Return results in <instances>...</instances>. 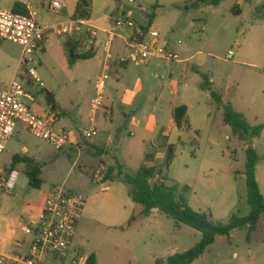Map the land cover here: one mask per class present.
<instances>
[{
  "label": "rangeland",
  "instance_id": "1",
  "mask_svg": "<svg viewBox=\"0 0 264 264\" xmlns=\"http://www.w3.org/2000/svg\"><path fill=\"white\" fill-rule=\"evenodd\" d=\"M49 1L51 0H46ZM95 1L97 9L102 10L107 0ZM111 1L115 5V0H108V5ZM194 1L137 0L134 5H129L127 0H122L125 9L134 12L135 22L144 27L154 26L162 38L179 52L180 60L190 57L191 59L179 64L175 61L168 63L165 62L168 60L152 58L144 65L134 62L124 67H112L107 72L111 85L108 83V88L106 87L104 91L103 106H109V97L114 101L115 113L113 116L108 115L109 109L104 110L103 107L94 122V126L101 131L96 139L105 137L104 132L111 126L114 131L112 141L116 140V135L123 134L129 143H132L139 140L140 133L138 132L135 138L130 136L125 128L122 112L127 114L138 112V117L142 119L147 114L154 113L158 118L159 129H167L168 105L173 103L179 106L186 102L189 107L187 120L191 126L183 123L182 128H179L183 132L185 143L174 146V158L169 167L166 165V159L153 160L158 150L162 152L160 146L161 144L164 146L163 141L167 140H163L159 131L153 135H146L147 144L145 142L142 143L143 146L136 144L133 149L135 153L131 155L127 164L125 161L128 156L120 154L119 146L113 142L107 147L110 151L109 157L101 158L100 154H95L85 158L80 157V151L73 149L71 143L57 150L35 138L28 131L30 143L41 148V178L44 185L65 186L87 199L72 244L73 254L82 249L86 254L98 255V264H128L129 260V264H156L158 260L166 261L177 253L191 249L202 239L201 233L197 230L186 225L178 228L172 218L157 211L149 219L138 218L137 226L130 230L123 231L102 224L100 217L109 218L112 222L117 221V217L129 206L131 203L128 195L129 186L125 183L99 184L93 179L92 174H87L83 170L87 163L98 166L101 160L112 161L113 156H116L124 165L125 172L130 175H135L142 166L156 165L161 170V176L156 175L151 183L164 181L169 186L180 183V191L186 194L191 208L206 213L213 222L227 223L233 214L243 217L251 210L244 176L245 144L248 147L252 146L260 136L249 142H242L235 135L224 121L223 108L220 109L209 92L201 89L203 78L197 70L206 74L213 82L212 89L223 96L224 104H231L233 100L244 102L251 69L237 63L251 62L250 45H256V50L258 48L264 50V36L262 42L254 41L251 18L244 20L239 13L236 15L232 13L237 0H224L219 6L200 7H194ZM10 3V0H2V7L10 9ZM248 6L247 2L245 7ZM262 9L258 8L257 11L260 12ZM46 13L47 16L43 12L38 13L40 16L37 14V18L43 16L53 20L56 15L51 11ZM249 30L252 32L248 33ZM247 34L249 35L244 42V36ZM179 42L181 44H178ZM21 52V46L0 37V93L5 90V83L11 82L15 77ZM229 52L234 53L233 60L227 59ZM34 59L32 67L35 68L43 85L35 83L25 68L20 69L18 79L32 97V100L25 99L24 102L34 110L38 106L47 108L49 91L45 88H48L56 95L54 99L57 107L54 112L57 121L53 125L54 131L75 130L81 134L83 130L93 127L91 119L94 116L91 109L92 99L96 94L95 86L106 74L103 73L98 59L81 63L77 69L78 77L63 90L61 89L63 82L60 88L50 83L51 77L48 71H45L42 53L36 52ZM170 71H173L172 76L169 75ZM154 74L157 77H154ZM139 84L145 88L143 93L135 91ZM174 91H177V95L173 96ZM253 95L257 96L255 92ZM122 96H125V102ZM60 116H63L62 121H59ZM65 125H68V128H65ZM141 148L147 152L143 158L139 155ZM257 151L259 161L264 163V147L258 145ZM168 153L169 150L167 155ZM76 161L77 164L74 166ZM261 167L264 168V165ZM4 168L14 169L20 173L16 189L19 197L9 201L5 212L6 218L10 222H21L26 225L31 215L39 213L44 194L29 188L23 167H13L9 163ZM184 185L190 186L191 190L183 191ZM105 186H111V189L102 190ZM21 187L24 191H21ZM142 210V206L136 205L135 215L139 216ZM263 242L264 220L259 223L250 238L247 229L235 230L230 237H217L212 248L193 264H264ZM27 247L29 244L25 249ZM51 264L70 262L52 261Z\"/></svg>",
  "mask_w": 264,
  "mask_h": 264
},
{
  "label": "crops",
  "instance_id": "2",
  "mask_svg": "<svg viewBox=\"0 0 264 264\" xmlns=\"http://www.w3.org/2000/svg\"><path fill=\"white\" fill-rule=\"evenodd\" d=\"M10 1H11V3L9 4L10 8H13L16 2H21L24 5L28 2H31L36 6L37 14L40 12H43L45 16H47L48 14L46 12L50 11L49 5L51 2L59 1L60 3L63 4L64 6L63 10L60 13H55L56 15H54L55 17L53 18V20H50L49 18H46L43 16H41L40 18H37L39 24L45 29H47L48 31L47 39H46L44 48L41 53L43 55V65L46 68L45 71H48L51 77L50 83L52 85L60 88L63 82L64 86L63 85L61 86V89L63 90L65 86H67L70 83H73L76 77H78L77 69L81 66V63L86 62V61L90 62L92 60L98 59L99 65L101 66L103 73H107L108 71L111 70L112 67H117V66L124 67V66H128L130 63H134V62L121 63L120 60L118 59L119 55H124L130 52V48L127 46L125 39L126 37H130L134 35L135 33L134 30H116L115 28V24L113 21L114 18L117 15H119L120 12L124 8H126L123 5L122 0H115L116 2L115 5L112 4L113 1H111V3L108 5L107 3L108 0H107L102 10H98L96 1L91 0V17L90 19H88L87 26L84 25L81 32H76L68 36H58L52 32V29L59 24H64V23L70 24L72 20H76L74 18V15H75L79 0H51L49 2H46V0H10ZM247 2L249 6L245 7ZM0 6L2 7V0H0ZM236 6L239 7L240 17H242L244 20L250 17L251 20L253 21V24L251 26V28H253V31H254L252 39H254V41H257V42H262L263 36H264V0H237L236 5H234L233 8ZM258 8H263V9L262 11L258 12L257 11ZM38 16L40 15L38 14ZM78 20L80 19H77L76 21ZM88 26H92L98 30V38H97L95 45L93 46V51H92L94 53V56L93 58L89 60H79L76 62V64L73 67H69L68 53H67V44L69 42L78 44L79 53L88 52L91 49L87 45ZM113 31L116 32L115 37L112 35ZM251 32L252 31L250 30L248 31V33H251ZM248 35L249 34L244 36V42L247 40ZM255 47L257 46L256 45L249 46L251 62L239 61L237 63V65L239 66L250 68L252 72V73L250 72V77H248L247 84H246L248 89L245 94V101L244 102L242 101V95H241L240 99L242 102L240 101L237 102L235 100L230 102L231 105L236 109V111L243 114V116H245L247 120L249 121V123L253 126L264 125V50H261L260 48L256 50ZM188 59H191V57L187 58L186 60H179L175 62L179 64L186 63ZM165 62L170 63L169 61H165ZM135 64H139V63H135ZM139 65H144V64H139ZM18 67H19V63L17 64L16 72L18 70ZM169 75L172 76L173 71H170ZM141 76L142 74H140V77ZM154 77H157V75L154 74ZM9 83L10 81H7L4 87L6 88L9 85ZM109 84L111 85V83ZM45 89L51 92L48 88H45ZM135 91L136 93H141V92L143 93L145 91V88H143V86L139 84ZM254 92L256 93L257 96L253 95ZM174 95H177V91H174L173 96ZM95 97H96V94L94 98L92 99L91 114L94 116V118L91 119V123H92L91 126H93L98 131V134L94 139L90 141H85L79 131H75V130L67 131V130L61 129V130L70 132L72 134V139H71L72 145L71 146L73 149L80 151V154H81L80 157L83 156L85 158H88V157L94 156L95 154H100L101 158L104 156L109 157L110 151L107 149V147L109 144L113 142L114 144L119 146L120 154H126L128 156L127 161H125L127 164L129 163V158L131 157V155L135 153L133 149L135 148L136 144L143 146L142 143L143 144L144 142L146 143L148 139L146 138V135L147 134L153 135V134H156L158 131H159L160 136L163 137V140H166V139L167 140L163 141L164 146L162 144L160 146L161 150L163 149L162 150L163 153L159 152L160 150H158L156 153V157L154 156L153 160L158 159V158L159 160L167 159V156H168L167 150H169L171 147L174 148V146L177 144L179 145V144L185 143V139L183 138V132H181V129L178 128L174 120L173 110L177 107L186 106L187 114H186L184 123L187 124L188 127L191 126L187 120V116L189 113V107L187 106L186 102H182L183 104L179 106L174 105L173 103H170L168 105L167 114L169 117V127L167 129H163V128L159 129L158 118L154 113H151L149 115L147 114L142 119L138 117V112H133L131 114L122 112L121 115L123 118V122H124L125 128L127 129L128 133H130V136L135 138L137 137V133L138 132L140 133L139 140L129 143V141L126 139L125 136H123V134H120L119 136L116 135V140L112 141L114 131L111 126H108V130L104 132L106 134L105 137H100L99 139H96L97 137L100 136L101 131L97 129L96 126H94V122H95V118L98 117L100 114V111H101L100 109H102L104 106L100 109H95L94 108ZM122 99H123V102H125V96H122ZM108 101L110 104L109 106L105 105L104 110L109 109L108 115L113 116L115 113L114 101L110 99L109 97H108ZM220 109L222 108L220 107ZM35 110L37 111V113L45 115L48 110H52V109L50 106H48L47 108L38 106L35 108ZM44 112L45 114H43ZM61 113L63 114V112ZM61 117L63 116H60L59 121H62ZM64 122L66 123V121ZM64 127L68 128V125H65ZM28 133H29L28 130L22 123H19L17 125L14 136L6 142L5 150L0 153V176L3 175V172L5 171L4 170L5 166H7L9 163L12 165L13 158L15 156L31 158L36 163H39V164L41 163V158H40V156H42L41 148L39 146L35 147L30 143L29 138H28ZM43 142L46 144H49L45 141ZM258 145H261L262 147H264V130L261 136L259 137V140L255 141V143L252 144V146L255 148L256 151H257ZM247 147L248 145L245 144V149H247ZM146 153L147 152L145 151V149L141 148L139 155L141 158H143L146 155ZM76 164H77V161L74 163V166H76ZM117 164L122 165L123 170H124V165L119 162L116 156H113L112 161L106 162L104 160H101L98 166H91V164L87 163L83 171L87 174H93L94 175L93 179H96V181H98V183L100 184L101 178L103 176L102 175L100 176L99 173H105V171H107L110 167H116ZM262 164L264 165V163H262L261 161L258 162L256 175H257V180H258L261 192L264 195V168L261 167ZM17 166L23 167L25 170L24 172L26 173L25 163H21ZM149 167H156L157 171H160L156 165L152 164ZM157 176H161V174H157ZM244 176L242 175V177ZM105 183L106 184L108 183L122 184L124 182H122V180H116L114 182L108 181ZM28 186H29V183H28ZM48 188L49 187H46V185H44L43 183L42 188L40 190H37V191L42 192L44 194V197L41 202L40 208L38 210L39 213L35 215L34 214L31 215L29 217V221L37 220L41 212L43 211L45 196H46V192ZM110 189H111V186H105L102 188V190L104 191H108ZM21 191H24L23 187H21ZM128 195H129V192H128ZM18 197L19 196L16 194V192L12 195H0V255L5 258V264H22V263L12 262L7 257L12 256L15 258H19V257L22 258L27 255L28 250H29V247L25 249V246L29 244V242H28L27 236L23 232V229L21 226L22 223L21 222L19 223L10 222L6 218V214H5L9 201L11 199L16 200ZM136 205L137 204H135L131 200V203H129V206L124 209V211L121 213L120 216L117 217V221L112 222V220H110L109 218L100 217V222L104 224L106 227L121 229L123 231L133 229L137 226V224H135L131 228H126V225L128 221L130 220L131 216L135 214ZM155 211L157 210H153L149 216L145 218L140 217V219H149L150 216ZM263 217H264V214L262 215L259 223L262 220H264ZM212 245L208 249L212 248ZM76 253L78 256L82 257L84 260H86L87 256L90 255V254H86L84 250L82 249H79ZM96 257H97V264H98L99 256L96 255ZM129 261L127 262L128 264L130 263Z\"/></svg>",
  "mask_w": 264,
  "mask_h": 264
},
{
  "label": "built area",
  "instance_id": "3",
  "mask_svg": "<svg viewBox=\"0 0 264 264\" xmlns=\"http://www.w3.org/2000/svg\"><path fill=\"white\" fill-rule=\"evenodd\" d=\"M134 5L137 0H127ZM25 13H17L13 8L0 6V37L22 47L19 67L15 77L0 93V153L6 148V142L15 134L17 125L22 123L26 129L37 139L45 141L55 149L61 150L72 141L70 132L53 130L57 115L48 110L45 115H39L24 100L32 97L19 81V70L25 68L35 83L43 85L32 64L34 55L42 52L47 39L48 31L37 20L36 6L28 2L24 5ZM64 6L59 1H53L49 10L60 13ZM88 19L72 20L70 24H59L52 29L58 36H68L81 32ZM116 30H134V35L126 37L125 41L130 52L119 55L121 63L136 62L146 64L149 59L179 61L180 54L161 36L154 26L139 25L134 20V12L125 8L114 18ZM112 35L115 37L116 32ZM98 38V30L88 26L87 45L93 51ZM180 44V42H179ZM234 53L229 52L227 59L233 60ZM110 80L106 73L96 83V97L94 108L100 109L104 103V91ZM98 131L91 127L83 130L81 135L86 141L94 139ZM20 173L17 170H5L0 176V195H12L18 187ZM87 199L85 196L72 192L65 186L51 185L45 196L44 208L37 220H30L28 224L22 223L24 234L28 238L29 250L25 257H7L10 261L22 264H51L52 261L61 263L69 261L70 264H85V260L73 254V241L80 216L84 210ZM0 264H5V258L0 255Z\"/></svg>",
  "mask_w": 264,
  "mask_h": 264
},
{
  "label": "trees",
  "instance_id": "4",
  "mask_svg": "<svg viewBox=\"0 0 264 264\" xmlns=\"http://www.w3.org/2000/svg\"><path fill=\"white\" fill-rule=\"evenodd\" d=\"M224 0H195L194 7L202 5L219 6ZM13 10L17 13H25L24 4L16 2ZM233 14L240 13L239 7H234ZM91 17V0H79L74 18L90 19ZM152 22V21H151ZM152 24V23H151ZM68 64L73 67L79 60H89L93 58L92 51L79 53L78 44L69 42L67 44ZM203 78L201 89L210 93L212 98L224 110V121L229 125L235 135L242 142H249L252 139L261 136L264 125H251L247 119L231 104H224L222 95L216 93L213 88V82L206 74L197 70ZM47 101L51 109L56 110V102L54 95L47 92ZM187 114V107L181 106L173 110V117L178 126L182 128ZM174 158V148L169 149L166 159V165L169 167ZM259 162L258 152L252 146L246 149L245 176L247 181V198L250 205V213L240 217L233 214L227 223L213 222L209 215L195 211L188 203L186 194L180 191L181 184L174 183L172 186L167 185L164 181L151 183V180L157 174H161V170L157 171L156 167L142 166L135 175L125 173L123 166L117 164L116 167H110L107 172L102 173L101 183L108 181L122 180L129 186V196L131 200L143 207L139 216L132 215L128 221L126 228L133 227L138 218H145L151 214L153 210L172 218L176 222V226L180 228L182 225L189 226L201 233L202 239L191 249L177 253L169 257L166 261L158 260L156 264H192L201 258L207 249L215 243L217 237H230L235 230L247 229L248 236L256 231L259 221L264 214V195L261 192L256 170ZM21 163L26 164V176L28 178L29 187L33 190H40L44 181L41 179L42 166L33 159L27 157L15 156L12 166L15 167ZM94 175L92 174V177ZM183 191L188 192L191 187L184 185ZM85 264H97L95 254H90L85 260Z\"/></svg>",
  "mask_w": 264,
  "mask_h": 264
}]
</instances>
